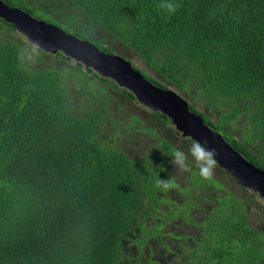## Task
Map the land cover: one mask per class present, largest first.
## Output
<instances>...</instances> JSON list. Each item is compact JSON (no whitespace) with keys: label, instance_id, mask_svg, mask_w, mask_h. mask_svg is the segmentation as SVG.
<instances>
[{"label":"trees","instance_id":"obj_1","mask_svg":"<svg viewBox=\"0 0 264 264\" xmlns=\"http://www.w3.org/2000/svg\"><path fill=\"white\" fill-rule=\"evenodd\" d=\"M3 1L108 54L143 60L156 77L136 70L172 87L264 170V0H175L174 15L157 8L160 0ZM0 26L7 31L0 40V264H126L129 240L131 264H162L154 249L169 248L168 220L202 228L177 237L194 241L179 264L264 263L256 237L264 230L250 224L251 203L227 192L200 209L196 199L223 183L202 179L189 159L183 189L171 162L179 148L141 117L117 115L122 98L138 102L130 90L60 51L33 52L12 24L0 19ZM47 58L56 67L44 65ZM142 107L177 132L167 116ZM143 132L163 150L131 156L121 140L131 144ZM215 170L234 181L218 164ZM171 176V189L186 191L191 205L175 206L159 223L166 192L154 182ZM196 209L201 215L193 218Z\"/></svg>","mask_w":264,"mask_h":264},{"label":"water","instance_id":"obj_2","mask_svg":"<svg viewBox=\"0 0 264 264\" xmlns=\"http://www.w3.org/2000/svg\"><path fill=\"white\" fill-rule=\"evenodd\" d=\"M0 19L12 24L34 46L49 54L59 51L67 57L93 68L102 77L110 78L130 90L136 100L149 110L167 116L185 139L197 140L215 149L218 165L242 187L264 198V170L246 159L230 145L220 132L207 125L190 109L189 102L172 89L161 88L135 69L131 61L117 54H108L95 44L66 32L61 27L37 19L29 13L0 0Z\"/></svg>","mask_w":264,"mask_h":264},{"label":"rangeland","instance_id":"obj_3","mask_svg":"<svg viewBox=\"0 0 264 264\" xmlns=\"http://www.w3.org/2000/svg\"><path fill=\"white\" fill-rule=\"evenodd\" d=\"M43 20L47 21L45 19ZM6 34H7L6 29L0 26V40H3ZM14 35L16 37L22 38L26 42V45H28V48L31 47L33 48V45L29 43V41L23 35H21L18 32L14 33ZM31 57L32 59L36 58L34 53L31 55ZM130 61L132 62L133 65L141 69L143 72L155 76L152 69L148 65H146L143 60L139 58H131ZM43 64L49 67H56L55 58H47L46 62ZM169 88L173 89L170 86ZM113 93L115 97L119 98L118 94H116L115 92ZM120 106H121V110L116 112L118 116L126 119V121L130 119V115L141 117L146 122L145 126L146 125L148 127L155 126L157 128V132L159 135L168 138L180 150L186 153L188 152L190 144L189 143L187 144V141L184 140L181 134L174 131L173 126H170L172 127L171 129L169 126L161 125L158 117L155 114H151L143 110L142 105H140L138 102H130L122 98L120 100ZM198 108L200 109L201 106H198ZM142 135L143 136L140 137L139 141L132 140L131 144L127 143L125 140H121L122 145L124 146L125 149H128L127 151L131 156H142L147 154L148 151L147 149H145V147L148 149L152 147L153 150H158V149L163 150V144L156 136L152 137L149 135V133H144V132L142 133ZM189 159L191 160V158ZM175 171H180V170L174 169V172ZM187 173L188 172L180 171V174L179 173L175 174L176 179L181 184V187L183 189H187L186 187L188 186L189 183ZM214 176L217 180L223 183L224 188L222 190L221 189L214 190L213 192L215 193L213 195L211 193L201 194L202 196H206V198L203 197L201 199L198 198L196 199V201H198V203L200 204V209L204 211L212 204L215 206L217 202L215 201L216 199L222 198L224 197V195L227 196L226 195L227 192H230L232 194H235L236 196H239L243 204L247 203L249 206V204L251 203V207L249 209L250 224L252 227H257L264 230V200H262L258 196L253 197V194L250 190L245 189L242 186L238 185L235 179L233 181L230 177H228L224 173H221L220 171L215 170ZM185 192L181 190L170 189L165 194H163L165 201L161 205V211L164 212L165 214L158 215L160 220L157 221L159 223H161L166 217L170 219L166 214L169 213L175 206H180V207L182 206L183 209H187L186 207L188 206V204H190V202L188 199H186L187 194ZM207 197L209 200L210 198H212L213 201H211L210 203ZM195 211L196 212H190V215L193 218H198V216H200L201 214L197 211V209ZM176 214H180V213H176ZM155 221H156L155 219L151 220V222H155ZM180 223L172 222L171 224H168L164 228V235H165L163 238L164 242L166 245H168L170 249H172L173 252L167 247L162 248L157 245L156 248L154 249V253H155L153 257L154 260H157L162 264H176V263L179 264L181 263L183 256L189 254V252L192 250V248L194 247V241L191 239L192 237H188L187 239L177 238V237H181V236L184 237L187 235L196 236L202 228L197 226L195 228L191 223L186 224L183 221H180ZM130 237L133 238V236ZM256 237L259 239L260 243L264 242L263 236H259V237L256 236ZM257 238H255V241H257ZM131 240H133V242L135 241V239H131ZM130 244H132V242L130 240L127 241L126 251L128 254V258L126 259V264L134 263L133 261L136 256V251H134L132 247L129 248ZM263 250H264V246L262 245L260 248V252H262ZM141 264H145V260H142Z\"/></svg>","mask_w":264,"mask_h":264},{"label":"clouds","instance_id":"obj_4","mask_svg":"<svg viewBox=\"0 0 264 264\" xmlns=\"http://www.w3.org/2000/svg\"><path fill=\"white\" fill-rule=\"evenodd\" d=\"M157 8L174 15L180 8V5L176 3L175 0H160ZM35 51L36 47L33 46V52ZM19 59L21 61L24 60V55L22 52L19 54ZM28 59L31 60L32 57L29 56ZM207 144V141H204V143L202 144L200 141L192 140L187 153L180 149L173 150L171 154V162L175 170L178 169L181 172H191L192 167L189 163V158H191V161L195 164V168L198 170L199 176L205 180L210 179L214 175L216 166L218 164L217 156L219 155V153L215 149L207 147ZM154 187L160 189L161 191L167 192L171 188L175 187L174 176H171L167 180H162L160 179V177H158L154 182ZM259 198L264 200V198H262L260 195Z\"/></svg>","mask_w":264,"mask_h":264},{"label":"flooded vegetation","instance_id":"obj_5","mask_svg":"<svg viewBox=\"0 0 264 264\" xmlns=\"http://www.w3.org/2000/svg\"><path fill=\"white\" fill-rule=\"evenodd\" d=\"M171 223H172V222H171L170 220H168V223H167V225H168V224H171ZM167 225H166V226H167Z\"/></svg>","mask_w":264,"mask_h":264}]
</instances>
